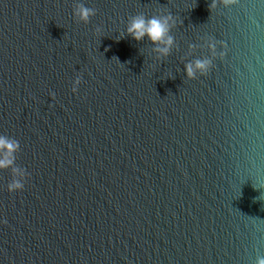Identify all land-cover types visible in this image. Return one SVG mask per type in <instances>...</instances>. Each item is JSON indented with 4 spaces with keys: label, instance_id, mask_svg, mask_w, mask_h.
<instances>
[{
    "label": "water",
    "instance_id": "95a60500",
    "mask_svg": "<svg viewBox=\"0 0 264 264\" xmlns=\"http://www.w3.org/2000/svg\"><path fill=\"white\" fill-rule=\"evenodd\" d=\"M212 4L0 0V264L264 258V0Z\"/></svg>",
    "mask_w": 264,
    "mask_h": 264
},
{
    "label": "clouds",
    "instance_id": "9594fccd",
    "mask_svg": "<svg viewBox=\"0 0 264 264\" xmlns=\"http://www.w3.org/2000/svg\"><path fill=\"white\" fill-rule=\"evenodd\" d=\"M215 6V0H213V4L210 7ZM91 14L90 9H86L83 6L79 8L77 15L80 16L81 19L86 20L88 15ZM127 32L132 36L133 39L140 40L145 35L149 37V39L153 43L164 44L165 47L158 48L157 50L162 54H166L168 51V47L171 44V37H167L168 32V19L166 17H153L151 19H145L143 16H136L131 19L128 24ZM209 64V61H196L195 65H186V73L188 75L193 74V69L203 70ZM75 84H79V78L75 81ZM73 92L76 91L75 86L72 89ZM16 144L7 138L0 136V168L8 167L11 164V151L14 150ZM23 184L19 181H13L10 185H8V190L13 191L17 189H22ZM256 264H264V258H258Z\"/></svg>",
    "mask_w": 264,
    "mask_h": 264
}]
</instances>
